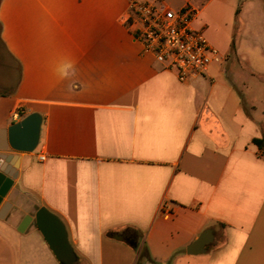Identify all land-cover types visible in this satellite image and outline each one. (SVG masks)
<instances>
[{
	"label": "crops",
	"instance_id": "crops-1",
	"mask_svg": "<svg viewBox=\"0 0 264 264\" xmlns=\"http://www.w3.org/2000/svg\"><path fill=\"white\" fill-rule=\"evenodd\" d=\"M218 11L204 36L222 60L183 83L142 53L127 0H0V43L17 68L0 92V131L42 120L32 152L0 151L17 156L0 264H60L34 223L18 231L40 207L61 220L77 264H136L141 250V264H264L251 101L264 79V2L218 0ZM250 17L253 36L241 28ZM205 230V250L188 254Z\"/></svg>",
	"mask_w": 264,
	"mask_h": 264
},
{
	"label": "built area",
	"instance_id": "built-area-1",
	"mask_svg": "<svg viewBox=\"0 0 264 264\" xmlns=\"http://www.w3.org/2000/svg\"><path fill=\"white\" fill-rule=\"evenodd\" d=\"M181 1L173 10L165 0H127V19L142 53L186 83L206 75L208 67L222 57L209 45L203 31L193 27L197 9L188 0ZM39 159L43 161L45 156Z\"/></svg>",
	"mask_w": 264,
	"mask_h": 264
},
{
	"label": "water",
	"instance_id": "water-1",
	"mask_svg": "<svg viewBox=\"0 0 264 264\" xmlns=\"http://www.w3.org/2000/svg\"><path fill=\"white\" fill-rule=\"evenodd\" d=\"M41 117L37 113H30L20 121L11 124L6 130L0 131V137L6 138L5 145L0 146V151L14 150L16 152H32L39 141ZM17 156L0 154V203L8 193L13 179L16 177ZM5 162H11L8 167ZM9 209V203L5 202L0 209V218H3ZM34 223L40 234L51 249L60 264H77L78 257L68 243L66 230L61 220L45 207L36 210L33 216L25 215L18 226L22 232L30 224ZM210 242V231L205 230L186 250L188 254L200 253L204 246ZM138 242L132 245L136 251Z\"/></svg>",
	"mask_w": 264,
	"mask_h": 264
},
{
	"label": "rangeland",
	"instance_id": "rangeland-1",
	"mask_svg": "<svg viewBox=\"0 0 264 264\" xmlns=\"http://www.w3.org/2000/svg\"><path fill=\"white\" fill-rule=\"evenodd\" d=\"M189 3L196 8L197 10H200V14L198 16V21L203 23L205 25V36L207 38H211L212 35L215 34L217 27L219 25V11H218V0H212L210 2H207V0H188ZM226 1H233L234 4H239L242 2L244 5V2L246 0H226ZM259 2H264V0H258ZM257 0H250V3L256 4L258 2ZM166 3H169V6L175 10L177 9L182 1L181 0H165ZM251 16V14H249ZM253 15V14H252ZM246 20V21H245ZM250 20L251 17L247 19H243L241 28H248L247 29V36H253L254 32L252 31L250 27ZM240 29L234 30V35H238ZM233 31V29H232ZM211 42V39H210ZM17 79V68L15 63H11L7 57V54L0 43V92L4 91L5 88H10L13 86L14 82ZM247 86H250L248 83ZM253 90V96L254 98L251 101H255L256 103V110L255 112L258 113V120L260 124V128L263 131L264 135V79L259 80L256 85L251 86ZM256 87V88H255ZM252 88H250L252 90ZM249 95V93H247ZM244 101L248 103L250 99H246L245 97ZM246 103V104H247Z\"/></svg>",
	"mask_w": 264,
	"mask_h": 264
},
{
	"label": "trees",
	"instance_id": "trees-1",
	"mask_svg": "<svg viewBox=\"0 0 264 264\" xmlns=\"http://www.w3.org/2000/svg\"><path fill=\"white\" fill-rule=\"evenodd\" d=\"M232 48H233V43H232ZM254 143L258 146V148H260L264 151V135H262V137L259 139H255ZM144 253H145V251H143V250L138 252V259H137L136 264H141V261H142L143 257L145 256ZM168 264H170V262H168Z\"/></svg>",
	"mask_w": 264,
	"mask_h": 264
}]
</instances>
